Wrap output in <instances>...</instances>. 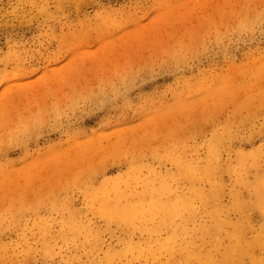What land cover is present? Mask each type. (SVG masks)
<instances>
[{
  "label": "rangeland",
  "instance_id": "1",
  "mask_svg": "<svg viewBox=\"0 0 264 264\" xmlns=\"http://www.w3.org/2000/svg\"><path fill=\"white\" fill-rule=\"evenodd\" d=\"M0 264H264V0H0Z\"/></svg>",
  "mask_w": 264,
  "mask_h": 264
}]
</instances>
